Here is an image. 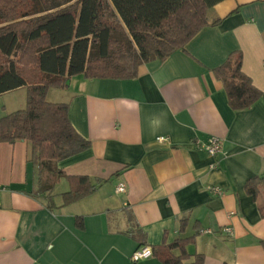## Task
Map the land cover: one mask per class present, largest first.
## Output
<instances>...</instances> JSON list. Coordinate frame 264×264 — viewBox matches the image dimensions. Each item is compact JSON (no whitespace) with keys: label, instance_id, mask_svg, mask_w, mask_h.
Segmentation results:
<instances>
[{"label":"crops","instance_id":"0c3cea01","mask_svg":"<svg viewBox=\"0 0 264 264\" xmlns=\"http://www.w3.org/2000/svg\"><path fill=\"white\" fill-rule=\"evenodd\" d=\"M206 18L220 21L165 60L140 64L135 78L77 74L47 90L90 142L57 168L87 176L92 194L62 205L69 184L60 177L49 194L33 195L29 143H0V264H164L154 253L137 263L130 256L177 238H192L187 261L201 254L203 264H264V185L256 199L245 189L264 176V0H221ZM233 51L262 92L242 110L229 106L212 73ZM25 103V86L1 93L0 118ZM211 135L222 139L214 158L193 145Z\"/></svg>","mask_w":264,"mask_h":264},{"label":"trees","instance_id":"16d2710c","mask_svg":"<svg viewBox=\"0 0 264 264\" xmlns=\"http://www.w3.org/2000/svg\"><path fill=\"white\" fill-rule=\"evenodd\" d=\"M221 0H0V94L26 87L25 107L0 118V143L26 140L37 171L33 195L49 194L60 177L69 184L62 205L92 194L85 175H67L57 162L90 146L72 126L68 104L46 100L49 87H62L70 76L132 79L140 64L163 61L211 23L206 13ZM242 54L231 52L212 70L233 110L251 107L261 90L241 70ZM264 176L247 180L246 192L256 199ZM49 208L55 207L48 196ZM262 209V208H261ZM264 216V214H263ZM185 220L181 221L183 231ZM192 238L162 243L154 253L164 264L192 261L185 245ZM179 250L175 255L172 251Z\"/></svg>","mask_w":264,"mask_h":264},{"label":"built area","instance_id":"2783aa9c","mask_svg":"<svg viewBox=\"0 0 264 264\" xmlns=\"http://www.w3.org/2000/svg\"><path fill=\"white\" fill-rule=\"evenodd\" d=\"M264 63V60H263ZM159 142H165L168 140L165 136H159L156 138ZM222 139L218 136L211 135L208 136L206 139H198L196 138L193 141V145L195 148L205 151L210 157L214 158L221 149ZM215 163H212L210 167H214ZM211 191L216 194H220L222 192V188L219 186H211L209 187ZM4 190V187L0 185V192ZM117 192H124L125 191V184L119 183L116 187ZM209 231V230H208ZM226 232H230L231 229L226 227ZM152 256V249L149 246H140L137 247L131 254L130 260L134 263H137L143 259L149 258Z\"/></svg>","mask_w":264,"mask_h":264},{"label":"rangeland","instance_id":"374dc122","mask_svg":"<svg viewBox=\"0 0 264 264\" xmlns=\"http://www.w3.org/2000/svg\"><path fill=\"white\" fill-rule=\"evenodd\" d=\"M55 191H57V188L55 189Z\"/></svg>","mask_w":264,"mask_h":264}]
</instances>
